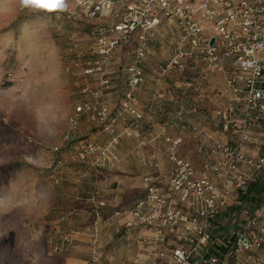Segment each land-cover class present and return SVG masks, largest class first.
Instances as JSON below:
<instances>
[{
    "label": "built area",
    "instance_id": "2783aa9c",
    "mask_svg": "<svg viewBox=\"0 0 264 264\" xmlns=\"http://www.w3.org/2000/svg\"><path fill=\"white\" fill-rule=\"evenodd\" d=\"M61 15L105 22L90 31L100 60L89 62L86 74L99 71L113 50L131 42L128 81L142 84V63L152 46L167 49V58L155 66L156 84L168 80L177 91L178 115H201L211 125L163 127L169 168L159 173L158 155L148 158L154 173L144 178V192L128 211L125 235L151 229L153 235L140 236L138 244L151 251L168 244L169 251L159 252L161 264H264V0H78ZM217 77L219 83L211 85ZM89 110L82 104L75 117ZM70 121L63 144L77 127L76 119ZM167 128L190 129L198 142L196 160L182 157V140L166 136ZM116 144V138L103 147L81 141L77 157L106 163ZM60 148H53L57 169L63 167ZM52 178L61 183L59 173ZM108 189L101 184L91 200ZM94 204L85 211L86 231L90 263L99 264L105 203ZM64 233L51 239L59 242L56 250L66 252L77 232Z\"/></svg>",
    "mask_w": 264,
    "mask_h": 264
},
{
    "label": "rangeland",
    "instance_id": "374dc122",
    "mask_svg": "<svg viewBox=\"0 0 264 264\" xmlns=\"http://www.w3.org/2000/svg\"><path fill=\"white\" fill-rule=\"evenodd\" d=\"M77 1L60 0L58 8L40 10L23 0H0V264H68L79 252L56 250L59 242L51 237L79 227L86 231L85 220L75 223L80 210L73 208L94 187L92 174L115 172L111 163L127 156L134 175L139 141L152 139L156 126H186L197 118L176 113L178 94L168 80L160 87L153 82L157 62L168 56L165 48L150 49L142 84L128 81L131 42L113 50L99 71L86 74L88 63L100 60L90 31L105 22L61 15ZM82 104L90 110L75 117ZM72 118L77 127L57 169L53 148L64 143ZM113 138L111 160L98 163L100 168L77 160L79 142L103 147ZM58 173L73 175V181L55 184L52 176ZM122 245L120 232L104 240L107 254L99 264H111ZM83 254L92 264L86 250Z\"/></svg>",
    "mask_w": 264,
    "mask_h": 264
},
{
    "label": "crops",
    "instance_id": "0c3cea01",
    "mask_svg": "<svg viewBox=\"0 0 264 264\" xmlns=\"http://www.w3.org/2000/svg\"><path fill=\"white\" fill-rule=\"evenodd\" d=\"M153 82L156 84L155 80H153ZM162 83L156 84L157 87H160ZM218 83V77L211 78V85H216ZM174 125H176V123L172 124V126ZM186 126H198V128L202 129L203 127L199 126L211 125L206 123L201 115H197V118H193V121L188 122ZM163 127L164 126H156L154 128L156 131H154V133L152 134V139H148L147 142H138V152L133 164V166L135 165L137 172L134 175L131 174L128 168L127 159L129 157L126 156V158L121 159L119 163H111L110 169L115 165V167L113 168L115 172L109 173L108 175L104 176L99 172H94L92 174L95 177V182L93 183L94 187L91 186L92 188L90 187L89 190L85 192L83 197H79L76 199V208H73V210L74 212L80 210V212L78 213L80 220H75V223L77 225H81L83 223L82 221L84 220L87 222L85 211L92 209V207L95 205L94 203H97L98 201H103L105 203V208L103 210V219L99 226L100 242L98 244V248L102 250L104 254L102 260L105 259L107 254L103 246L104 240L113 239V237L118 232H120L121 238L123 240V245L119 250V254L116 255L117 257L113 259V262L111 264H133L132 261L136 258H138L141 262H144V264H161V261L159 259V252H166L170 250L168 244H159L154 249V251L144 248L140 244H138V238L140 236L153 235V231L147 227H138L128 235H125L124 231V225L131 219L128 211L134 206L136 201L141 198L144 192V178L154 173L149 167L148 158H150L152 154L158 155L159 173H164L169 168V163L163 150L165 147V144L163 142L165 136L162 135V132L164 130ZM189 130L190 129L179 130L175 128H167L166 136L172 138H180L182 140L181 144L179 145V151L181 155L187 156V158H190L192 160H196L198 157V142H196L195 144L190 143L191 141L195 142V140ZM64 145L65 144L62 143V146H60L61 148L59 154V158L63 160L64 158H66V156L61 155L62 147H65ZM74 146H76V143L74 144ZM76 158L79 162H89L92 165L99 166V168L101 167L100 165L95 164L92 159L80 161L77 156ZM108 166L109 165L104 166V168H108ZM118 171L119 173H117ZM62 179L63 183L65 180L73 181V175L70 176L69 179L67 175L65 176V178L63 176ZM101 184H107L109 187L108 191L100 195L99 199H96V201H92L91 199L93 193L98 190V188H100ZM116 212H119V215H114V213ZM79 228H77L78 230H72L77 232V234L75 235L76 241L74 242V245L67 250L74 254L76 252H79V255L75 254L76 256L72 255L71 257H69L70 259H67L68 264H87V257L84 256L83 253L86 250V253L89 255L90 236L87 231H84L81 227Z\"/></svg>",
    "mask_w": 264,
    "mask_h": 264
},
{
    "label": "snow or ice",
    "instance_id": "6c2138e0",
    "mask_svg": "<svg viewBox=\"0 0 264 264\" xmlns=\"http://www.w3.org/2000/svg\"><path fill=\"white\" fill-rule=\"evenodd\" d=\"M23 3L40 10H51L59 7L60 0H23Z\"/></svg>",
    "mask_w": 264,
    "mask_h": 264
},
{
    "label": "trees",
    "instance_id": "16d2710c",
    "mask_svg": "<svg viewBox=\"0 0 264 264\" xmlns=\"http://www.w3.org/2000/svg\"><path fill=\"white\" fill-rule=\"evenodd\" d=\"M196 142H197V140H195V142L191 141L190 143L195 144ZM182 157L187 158V156H183V155H182ZM187 159H190V158H187ZM252 188L256 190V189H258V186L254 185Z\"/></svg>",
    "mask_w": 264,
    "mask_h": 264
}]
</instances>
